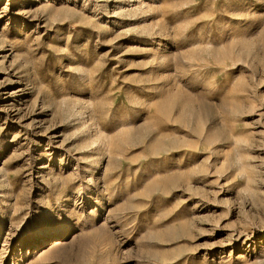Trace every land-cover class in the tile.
<instances>
[{
	"label": "rangeland",
	"instance_id": "374dc122",
	"mask_svg": "<svg viewBox=\"0 0 264 264\" xmlns=\"http://www.w3.org/2000/svg\"><path fill=\"white\" fill-rule=\"evenodd\" d=\"M0 264H264V0H0Z\"/></svg>",
	"mask_w": 264,
	"mask_h": 264
}]
</instances>
